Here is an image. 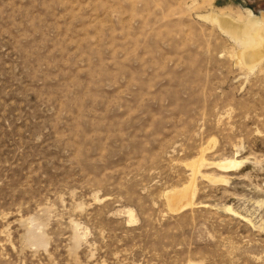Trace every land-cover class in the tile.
<instances>
[{
    "label": "rangeland",
    "instance_id": "1",
    "mask_svg": "<svg viewBox=\"0 0 264 264\" xmlns=\"http://www.w3.org/2000/svg\"><path fill=\"white\" fill-rule=\"evenodd\" d=\"M249 12L0 0V264H264V56L218 22Z\"/></svg>",
    "mask_w": 264,
    "mask_h": 264
},
{
    "label": "bare ground",
    "instance_id": "2",
    "mask_svg": "<svg viewBox=\"0 0 264 264\" xmlns=\"http://www.w3.org/2000/svg\"><path fill=\"white\" fill-rule=\"evenodd\" d=\"M218 22H220V28H223L222 30H224L228 35L235 39L236 42L239 40L241 42V46L243 45V48H241L243 49V51L240 53L241 58L247 57L248 60L252 62L250 64L251 66H254L256 63H258L260 58L264 56V17H261V19H257L249 12L248 20L239 26H237V23L236 25H234L235 23H229L226 21L221 22V19H218ZM197 165V162H193L191 164L193 173L196 172L195 168L197 167ZM237 166L238 162L229 161L227 164L219 166V168L221 169V172L229 173L233 172L234 168H236ZM218 181L222 182L221 180ZM174 192L180 194L182 197H185L187 193H189L188 189H183L181 191L175 190L171 193ZM190 205L191 203L189 201L183 204L181 207L177 208V210H183L185 207ZM227 211H230V209L228 208Z\"/></svg>",
    "mask_w": 264,
    "mask_h": 264
}]
</instances>
